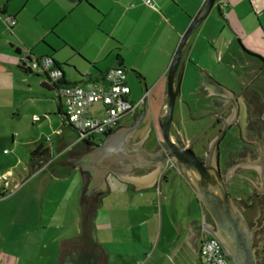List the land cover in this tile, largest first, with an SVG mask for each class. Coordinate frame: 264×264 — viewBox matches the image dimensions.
I'll return each mask as SVG.
<instances>
[{"label": "crops", "instance_id": "obj_1", "mask_svg": "<svg viewBox=\"0 0 264 264\" xmlns=\"http://www.w3.org/2000/svg\"><path fill=\"white\" fill-rule=\"evenodd\" d=\"M42 1L45 7L52 4L57 7L56 17L51 19L49 29L44 32L45 36L53 35L55 41L45 42L44 35L33 45L22 41L28 50L27 55L16 45L8 43L10 48L2 45L1 64L19 78L29 79L35 74L34 81L38 82L45 99L54 91L44 84V77L35 72L26 74L20 68L24 67L22 60L28 56H51L62 71V82L67 84L100 81L108 68L121 65L128 75L132 73L143 92L144 102L138 110L145 103L148 106L146 115L154 109V116L163 113L168 65L182 32L203 0H151L154 7L142 0ZM263 6L262 0H220L219 6L213 7L187 42L179 96L181 106L187 112L180 108L178 114H173L171 132H179L199 156L203 155L209 140L206 135L205 141L199 142L202 122L204 132L211 130L212 134L215 128L211 129L210 125L215 115H220L218 123L222 125H232L235 121L245 125L250 121L251 110L257 107L254 93L264 79V72H259L260 62L264 61V28L260 23ZM19 13L0 6V20L7 14L14 21L16 19L10 31L15 32ZM127 80L131 97L129 77ZM57 99L55 97L57 113L62 119L63 108ZM99 109V106L93 108ZM177 117L190 119L185 132L178 127ZM123 119L120 122H124ZM152 120L154 123L139 146L148 152L155 150L157 145L154 142L161 136L157 119L155 121L153 117ZM59 129L61 132L55 133L58 137L63 134L62 128ZM143 137L138 139L135 136L136 140H129V144L139 142ZM162 172L157 171L152 186L136 190L134 183L121 180L113 172L108 170L104 174L107 191L96 194L98 205L94 208L90 225L95 243L102 245L107 252L106 264H155L153 256L160 239L172 254H188L191 248L189 230L183 237L180 235L181 219L188 216L199 220L204 212L203 203L192 190L181 165L173 169V173L169 171L162 176ZM178 176L193 193L196 209L193 210L191 204L181 197L174 198L170 194L169 181ZM78 185L71 198L76 207L75 224L66 225L65 231L55 235L53 242L57 244V252L49 254L44 248L43 252L36 253L32 247H24V244L21 247L22 242L17 238L0 247V264H60V242L80 235L81 213L77 205L83 183L78 182ZM3 196L4 191L0 194ZM100 215L102 224L99 223ZM22 226L27 228L28 235L31 228H36L34 233L38 231L30 224ZM192 252L197 256L198 253ZM171 263L175 264L173 260Z\"/></svg>", "mask_w": 264, "mask_h": 264}, {"label": "rangeland", "instance_id": "obj_2", "mask_svg": "<svg viewBox=\"0 0 264 264\" xmlns=\"http://www.w3.org/2000/svg\"><path fill=\"white\" fill-rule=\"evenodd\" d=\"M262 1L264 4V0ZM0 6H7L10 12H20L15 32L10 31V27L16 24V19L14 21L9 18L10 14L0 20V46L10 48L8 43H11L22 48L25 55L28 50H25L22 41L33 45L37 40H42L45 30L49 29L51 19L56 17L57 13L55 5L45 7L42 0H0ZM260 23L264 28V6ZM262 32L264 40V31ZM45 37V42L55 41L53 35L47 34ZM42 46L39 45L40 48ZM34 76L35 74L29 79L19 78L11 69L0 63V194L3 191L5 193V196L0 197V247L7 246L8 241L20 238L21 247L22 244L24 247H32L36 253L43 252L46 248L49 254H55L57 244L53 239L66 230V225L75 224L76 207L71 198L73 193H76L78 182L82 185L83 179L77 165L72 167L65 177H57L47 168L58 159L54 147L56 140L63 136L64 127L73 130L62 124V119L57 113L55 94L50 92L49 97L45 99L38 82L34 81ZM128 77L132 90L131 97L138 100L143 96V92L136 84L132 73H129ZM153 102L156 103L157 100ZM180 108L187 112L177 98L173 114H178ZM154 112L155 109L145 115L137 131V137L145 136L153 123V117L156 121L157 116L153 115ZM175 119L178 127L184 132L190 126V119L179 117ZM123 121L131 122V116L124 117ZM203 124L202 122L203 132L200 134L199 142L205 141L206 135L210 139L214 133L213 131L211 134V130L208 129L204 132ZM58 128H62L63 131L59 137L55 134ZM47 137H50V140H47ZM229 139L230 133L226 135L220 147L222 148ZM38 144L42 146L36 153L31 154ZM75 167L78 168L73 170ZM168 185L174 198L181 197L191 204L193 210L196 209L194 195L181 177L171 178ZM197 212L194 211V216ZM99 220L102 224L101 215ZM22 224L36 226L38 231L34 233L33 230L36 228H31V234L28 235L27 228ZM40 229L44 232L40 233ZM98 233L101 237L102 231ZM156 250L153 256L155 264H172V260L175 264H201L199 258L192 254L191 248L188 249L189 252L186 249L188 252L186 255L172 254L170 249L164 248L160 239ZM257 256L264 260V238L257 245Z\"/></svg>", "mask_w": 264, "mask_h": 264}, {"label": "water", "instance_id": "obj_3", "mask_svg": "<svg viewBox=\"0 0 264 264\" xmlns=\"http://www.w3.org/2000/svg\"><path fill=\"white\" fill-rule=\"evenodd\" d=\"M219 1L203 0L182 32L173 52L166 71L167 89L164 111L157 117V125L162 140L154 143L159 148L153 152L139 148L147 136V132L139 142L133 144L128 142L122 145L118 140H115L118 139L119 135L113 139L106 135L104 137L108 143L105 147L106 151L104 149L102 152H94L84 158V150L80 147L83 143L77 138L75 132L64 127L63 136L56 140L54 148L58 159L47 168L55 176L63 177L72 167L78 165L83 179L77 205V210L81 213L78 223L80 235L60 242V264H106L107 252L102 245L95 243L90 220L95 215L94 208L98 205L95 199L96 194L107 191L103 176L108 170L116 174L121 180L134 183V190H136L141 187L152 186L157 171L165 169L168 159L175 160L182 166L184 175L190 181L194 192L211 216V223H207L202 215L200 216L199 231H205L218 240L230 264L264 263L263 258L257 256V245L264 238V196L261 200L262 205L258 206L257 212H255L257 215L255 226L257 228H255V239L252 242V231L248 228L242 214L227 192L229 179H223L219 172L218 159L215 157V153L218 150V142L226 128L221 130V134L213 142L212 148L204 159H201L189 147L183 137L174 136L171 132L174 104L180 96L184 69L183 54L187 42L213 7L219 6ZM25 62L28 63L27 60ZM57 100L60 102L59 98ZM235 104H237V100H235ZM147 108V104L144 103L141 113L128 129V135L132 136L138 125L142 123ZM98 148L102 147L98 146ZM135 148L141 151L145 159L125 161L118 158L121 149L123 152L131 153ZM107 164L110 167L105 171ZM196 219L188 216L181 219L179 233L183 237L185 231L189 230L190 243L193 225L197 223Z\"/></svg>", "mask_w": 264, "mask_h": 264}, {"label": "flooded vegetation", "instance_id": "obj_4", "mask_svg": "<svg viewBox=\"0 0 264 264\" xmlns=\"http://www.w3.org/2000/svg\"><path fill=\"white\" fill-rule=\"evenodd\" d=\"M261 61L259 72H264V61ZM254 95L253 99H255L254 102L257 104V107L251 110L249 114L250 121L245 125L235 121L234 124L227 126L218 123L220 115H215L214 120L210 125L211 129L215 128L214 134L208 140V146H206L203 155L199 156L197 154L201 159H204L210 148H212L213 142L221 134V130L226 128L222 138L218 142V150L215 153V157L218 159L221 177L225 180L227 178L229 179L227 192L234 205L242 214L248 228L252 231V242H254L255 239V228H257L255 226L257 223V215L255 212H257V207L262 205L261 200L264 196V79L260 83ZM141 111L142 109H137L135 112L130 114L129 116H131L132 119L131 122H119L108 135L111 136L112 139L119 135L118 139L115 140H118L121 145L130 142L129 140H136L135 136L141 124L138 125L132 136L128 135V129L135 122ZM228 133H230V139L227 140L225 145L221 148L220 144ZM173 135L182 137L179 132H175ZM139 138L141 137H138V139ZM161 140L160 136L158 141ZM107 145L108 143L106 139L103 138L101 143L81 144L80 147L84 150L83 157L85 158L88 154L102 152L104 149L106 151L105 147H107ZM98 146H101L102 148H98ZM157 148L159 147L157 146L155 150ZM135 150L131 153H127L123 152L121 149V151L119 150L120 152L118 158L125 161L145 159L141 151H138V148H135ZM179 165L180 164L177 161H174L171 166H167L164 170H162V176L177 168ZM109 167L110 165L107 164L105 171ZM90 169L92 171V168ZM202 206L204 208L202 218L207 223H211V216L203 204ZM195 221L197 223L193 225L191 249L197 253L201 240L208 235V233L205 231H199L200 218Z\"/></svg>", "mask_w": 264, "mask_h": 264}, {"label": "built area", "instance_id": "obj_5", "mask_svg": "<svg viewBox=\"0 0 264 264\" xmlns=\"http://www.w3.org/2000/svg\"><path fill=\"white\" fill-rule=\"evenodd\" d=\"M142 1L154 7L151 0ZM27 58L22 60L24 67L44 77L46 86L52 88L55 97L60 99L66 123L82 143H101L104 134H109L125 116L135 112L144 102V96L138 100L130 97L128 73L121 65L108 68L100 81L61 84L62 71L51 56ZM95 106L100 109L93 110ZM60 132L61 129L55 131L57 134ZM46 139L50 140V137ZM174 161L168 159L166 167ZM197 253L201 264H230L221 244L211 235L201 240Z\"/></svg>", "mask_w": 264, "mask_h": 264}, {"label": "trees", "instance_id": "obj_6", "mask_svg": "<svg viewBox=\"0 0 264 264\" xmlns=\"http://www.w3.org/2000/svg\"><path fill=\"white\" fill-rule=\"evenodd\" d=\"M26 59H29V58H26ZM26 74H30L31 73V71L29 70V69H27V68H24V67H20ZM45 84V83H44ZM61 84H63V82H61ZM61 115H62V124L64 125V124H66V125H68L71 129H72V127L68 124V123H66V118H65V115H64V113L62 112L61 113ZM110 131V130H109ZM106 135H108V134H104V137L106 136ZM83 144H88V143H86V142H83ZM42 145L41 144H38L36 147H35V149L31 152V154H34V153H36L38 150H39V148L41 147Z\"/></svg>", "mask_w": 264, "mask_h": 264}]
</instances>
